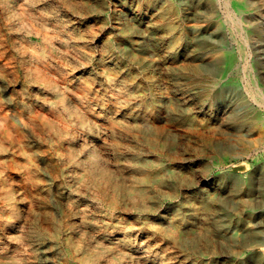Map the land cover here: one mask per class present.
<instances>
[{"label": "rangeland", "instance_id": "1", "mask_svg": "<svg viewBox=\"0 0 264 264\" xmlns=\"http://www.w3.org/2000/svg\"><path fill=\"white\" fill-rule=\"evenodd\" d=\"M213 1L0 0V118L25 136L0 135V264H264V0ZM38 31L92 106L89 180L61 73L19 51Z\"/></svg>", "mask_w": 264, "mask_h": 264}, {"label": "bare ground", "instance_id": "2", "mask_svg": "<svg viewBox=\"0 0 264 264\" xmlns=\"http://www.w3.org/2000/svg\"><path fill=\"white\" fill-rule=\"evenodd\" d=\"M207 1L210 3L214 2L213 0H207ZM226 3L231 7V13H232V11H241V10H244L248 7V4L246 3L245 0H227V2H225V5H227ZM227 11L229 12V10H227ZM231 13H229V14H231ZM230 17H232V16H230ZM42 33L38 31L37 32V35H38L37 39H32V40L26 41V43L22 42V44L19 48L20 49L19 51L23 55L25 54V55L30 56L32 61H35L38 64L37 68H36V71L38 73H41L40 71L43 69H48L50 66H56L58 71L61 73L62 79L64 80V83L62 85L60 84L61 82L59 83L56 79L54 80L53 78H50V77L47 78L45 76H44L45 79L43 80V82L45 83V86L49 89V91L51 90V92H54L58 96L61 106L63 107V109L65 111L67 110V113H69V115L71 117L69 122H71V123L74 122V125L82 126V129H84L86 131V135L88 137L89 142L90 143L92 142L91 147H88V159L86 160V163H85V176L89 180L96 174V172L99 168L97 151H96L95 145L93 144L94 132H95V126H96V120H95V117L93 114V109H92V106L90 103H88V105H87V111H84L83 108H80V107L78 109L73 110L70 106H68V102H67V93L68 92L67 91L71 90V88L69 87V84H68V80L69 79L74 80V78H76V76H75L76 69L74 67L73 69L69 70V68L65 67L63 61H61L60 64L57 63L56 60L59 57L60 58L64 57L65 55H62L63 54L62 52H61L62 54H60L61 50L60 51L57 50V48H58L57 42L55 40H53V38L51 36H49L46 33L45 34H42ZM3 47L2 48L0 47V48L3 49ZM73 48H74V46H73ZM5 49L2 52H5ZM1 55H3V53ZM4 56H5V54H4ZM34 68H35V66H34ZM27 70H28V68H27ZM32 74H34V73H32ZM55 77H57V76H54V78ZM87 90L89 93L92 90V81L91 80H88V89ZM78 98H79V100H82V97H80L79 95H78ZM2 116H3V114H2ZM1 120H0V123H2L6 119H3L2 121ZM255 120H256V118H252L250 116H243L240 119H238V123L252 124L253 122H255ZM69 122H66V123H69ZM62 123H64V122H62ZM14 127L15 126H13V124L11 122L5 121V123L0 124V135L14 136L15 139L18 140V142L23 143L25 141V136L22 133L21 128L20 127L14 128ZM63 131L65 133L63 135V133L60 132V136H61L60 138L63 141V143L66 145L65 147H67L66 149L69 152L70 156H74V154L77 151L81 150V147L78 144H75V142L79 139V135H78L79 129L73 128L72 130H68V128H65ZM83 139H84V137H83ZM82 144L84 145V143H81V145ZM9 151L10 150L7 147V145L5 144V142L0 138V152L3 155L4 154L9 155L8 154ZM159 171L160 170H158L156 173H160ZM143 177H144V179H147L149 177V174H145ZM128 195L131 197H134V191L133 192L129 191ZM174 232L179 233V235H182V233H183L182 231H179V230H174Z\"/></svg>", "mask_w": 264, "mask_h": 264}]
</instances>
